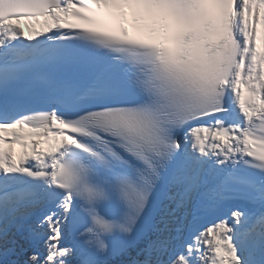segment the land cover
<instances>
[{"label":"snow or ice","instance_id":"snow-or-ice-1","mask_svg":"<svg viewBox=\"0 0 264 264\" xmlns=\"http://www.w3.org/2000/svg\"><path fill=\"white\" fill-rule=\"evenodd\" d=\"M0 264H264V0H0Z\"/></svg>","mask_w":264,"mask_h":264}]
</instances>
